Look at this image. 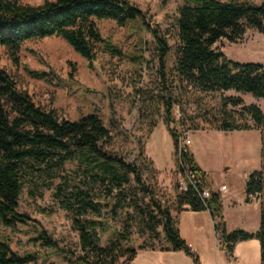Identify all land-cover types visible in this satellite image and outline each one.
<instances>
[{
    "label": "trees",
    "instance_id": "16d2710c",
    "mask_svg": "<svg viewBox=\"0 0 264 264\" xmlns=\"http://www.w3.org/2000/svg\"><path fill=\"white\" fill-rule=\"evenodd\" d=\"M137 18L146 21L145 13L131 0H45L37 5L0 0V47L15 54L28 40L58 36L93 66L97 56L95 44L105 40L97 20L112 19L124 25ZM147 28L156 41L160 65L165 67L171 46L159 29L149 24ZM250 28L264 32V0L260 4L247 0H184L177 17L179 44L174 67L177 75L203 91L235 90L264 99V65L231 60L216 46L222 39L237 42ZM34 74L47 76L46 72ZM223 104L241 106L242 113L249 115L259 128L264 127V111L258 104H247L241 96L234 95L224 97ZM171 108L169 101L167 118L178 160L199 178L187 191L177 192L178 207L188 204L195 211L208 210L218 239L230 257H234L237 242L257 238L264 264L263 136L261 166L249 174L245 185L248 200L253 197L260 200L259 228L255 232L241 227L229 230L220 193L212 188L189 146H180L182 132L170 125L175 119ZM221 130L241 129L224 122ZM110 136V129L97 114L70 120L37 104L0 66V221L7 226L23 222L24 215L18 208L26 184L32 191L40 183L59 182L57 197L79 234L82 253L78 258L82 263L129 264L140 249H161L183 251L199 264V255L180 234L178 218L152 197L141 170L103 146ZM68 163H76L78 169L83 167V175L77 170L68 172ZM95 184L101 187V196L114 195L113 213L119 206L126 208L124 229L116 240L105 245L101 243V231L106 225L100 217L90 214L93 211L102 215L95 198ZM206 188L210 194L203 197ZM136 226L141 234H149L151 241L124 248L123 241L129 239ZM161 236L166 243L159 247L155 241ZM37 240L58 247L44 230ZM36 256L37 253L19 254L8 241L0 239V264H29L37 260Z\"/></svg>",
    "mask_w": 264,
    "mask_h": 264
},
{
    "label": "rangeland",
    "instance_id": "374dc122",
    "mask_svg": "<svg viewBox=\"0 0 264 264\" xmlns=\"http://www.w3.org/2000/svg\"><path fill=\"white\" fill-rule=\"evenodd\" d=\"M20 1L37 5L45 0ZM131 1L145 13L146 21L137 18L121 25L112 19L97 20L105 40L95 44L93 66L58 36L28 40L15 54L1 46L0 66L37 104L54 110L60 118L78 120L88 114L99 115L111 132L103 146L136 165L152 197L176 219L182 210L177 204L180 162L167 118L169 101L175 117L170 125L179 132L189 129L188 145L200 164L215 181L226 184L229 192L243 195L248 174L261 166L260 135L264 138V127L259 128L242 113L241 106L224 105L223 99L241 96L245 103L258 104L263 111L264 99L235 90L207 92L180 79L174 67L179 44L177 17L184 0ZM147 24L159 29L171 46L165 67L160 65L158 47ZM216 46L231 60L264 65V32L250 28L237 42L222 39ZM34 72H46L47 76L41 78ZM224 122L241 130H221ZM66 169L83 175V167L78 169L76 163H68ZM58 184L40 183L32 191L26 184L18 208L23 222L7 226L0 221V239L8 241L19 254L37 253V260L29 264H84L78 258L82 253L79 234L57 197ZM93 189L102 215L90 214L106 225L101 231L105 245L124 229L126 208L119 206L113 213L114 195L101 196L97 184ZM43 230L57 242V248L37 240ZM144 241H151L149 234H141L136 226L122 244L124 248L138 247ZM165 243L162 236L155 241L159 247Z\"/></svg>",
    "mask_w": 264,
    "mask_h": 264
},
{
    "label": "crops",
    "instance_id": "0c3cea01",
    "mask_svg": "<svg viewBox=\"0 0 264 264\" xmlns=\"http://www.w3.org/2000/svg\"><path fill=\"white\" fill-rule=\"evenodd\" d=\"M190 150L192 151L191 145ZM195 158L201 168L207 173V178L212 188L221 195L227 228L233 230L242 227L250 232L257 231L260 225V200L257 198L248 200L245 189L243 195L236 191L229 192V187L224 183L220 184L215 181L209 170H206L200 164L196 155ZM223 185H226V189L222 188ZM250 216H253L252 220ZM251 221L253 222L251 223ZM178 225L181 236L199 255V264H261V244L257 238L237 242L234 249V257L229 256L218 239L213 217L208 210L195 211L188 204H185L178 214ZM129 264L197 263L194 258L183 251L140 249Z\"/></svg>",
    "mask_w": 264,
    "mask_h": 264
},
{
    "label": "built area",
    "instance_id": "2783aa9c",
    "mask_svg": "<svg viewBox=\"0 0 264 264\" xmlns=\"http://www.w3.org/2000/svg\"><path fill=\"white\" fill-rule=\"evenodd\" d=\"M189 130H183L182 136L180 140V146H189L191 143V136L189 134ZM199 181L196 173L186 167H183L182 163H180L179 169L177 171V183L181 192L187 191L190 185H195ZM223 189H226V185L222 186ZM210 194V190L208 188L202 191L203 197H208Z\"/></svg>",
    "mask_w": 264,
    "mask_h": 264
}]
</instances>
